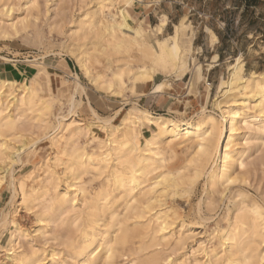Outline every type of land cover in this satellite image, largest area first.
Returning a JSON list of instances; mask_svg holds the SVG:
<instances>
[{
    "label": "bare ground",
    "instance_id": "6f19581e",
    "mask_svg": "<svg viewBox=\"0 0 264 264\" xmlns=\"http://www.w3.org/2000/svg\"><path fill=\"white\" fill-rule=\"evenodd\" d=\"M143 1L88 0L77 19L61 17L50 24L51 31L79 42L70 55L94 86L112 96L187 66L191 49L179 42L186 23L176 24L168 37L146 40V32H163L167 17L149 30L143 20L135 26L131 10ZM20 8L26 14L22 18L15 15ZM38 8V0H0V38L26 30ZM98 50L117 62L110 72L96 69ZM134 50L151 64L131 65L126 58ZM244 70L240 58L229 65L213 97L214 109L203 104L196 120L137 107L117 124L121 110L104 117L91 105L94 123L77 118L83 103L78 95L85 93L78 74L67 113L54 115L53 121L50 104L29 79L18 84L0 78V195L7 185L15 206L0 216V237L8 233L7 243L0 244V264H113L129 244L142 264H264V205L251 193L255 189L264 201V71L245 76ZM201 77L199 70L192 72L190 92ZM166 85L156 84L152 93L164 92ZM42 137L52 152L37 159L34 147ZM90 142L96 147L88 149ZM24 154L32 167L17 176ZM201 182L197 221L188 223L191 213L186 216L178 206L192 202ZM221 205L225 211L207 243L195 228L206 229ZM166 247L169 252L163 253Z\"/></svg>",
    "mask_w": 264,
    "mask_h": 264
},
{
    "label": "rangeland",
    "instance_id": "374dc122",
    "mask_svg": "<svg viewBox=\"0 0 264 264\" xmlns=\"http://www.w3.org/2000/svg\"><path fill=\"white\" fill-rule=\"evenodd\" d=\"M87 1L38 0L39 8L33 10L30 17L32 26L30 23L26 30H22L11 39L0 38V78L17 80L18 84L29 79L38 96L50 104L48 112L52 121L54 115L67 113V99L73 92L75 74L79 75L85 86V93L78 95L83 103L78 110L77 118L86 123H94L96 119L90 111L91 105L104 117L115 116L116 112L121 110L114 121L117 124L121 122L128 109L137 107L147 108L155 115L164 114L183 119L192 117L196 120L203 104L206 103L208 110L214 109L213 97L216 95L218 83L221 77L228 76L229 65L235 63L237 58L244 61L245 76L251 71H264V0H144L142 3L137 2L131 10L135 26L143 20V26L149 30L152 26L156 27L162 16L166 14L168 17V24L163 32L161 34L154 32V35L150 31L146 32V40L154 42V38L168 37L174 33L175 24L181 21L186 23L187 27L179 42L183 48L191 49L185 56L187 66L180 73L170 71L157 73L151 82L139 85L134 91L125 87L120 96H112L94 86L81 71L77 60L70 55V49H79V42L66 33L59 34L56 30H50V24L58 18L77 19L81 12L80 7ZM15 15L22 18L26 14L20 8ZM34 23L37 25L34 26ZM96 56L98 62H94V65L97 70L108 71L117 63L113 61L112 56L99 50L96 51ZM117 57L124 58L125 55L118 54ZM126 60L133 66L151 64L150 59L142 58L137 50H134L131 57H127ZM194 70H199L202 77L190 92L189 83ZM164 81L168 82L164 92L152 93L154 86ZM208 82L211 83V95L206 102L205 89ZM148 128L149 125L143 126L145 130ZM94 130L101 137H105L103 130L97 127H94ZM115 135H121V132H115ZM21 143L17 142V145ZM94 144L96 143H88V149L95 148ZM34 148L37 159L44 158L52 152L48 138L44 137ZM23 159L25 162L15 167L17 176L29 174L32 167L27 154L23 155ZM251 193L264 205L258 191L251 189ZM202 196L203 182L200 183L190 204L182 201L178 206L186 216L191 213V216L186 217L188 223L197 221V203ZM10 199L11 192L5 185L0 195V216L2 211L13 210L15 207L10 205ZM23 211L20 213L23 214ZM224 211L225 207L221 205L217 215L208 221L206 229L204 226L195 228L198 238L208 243L209 237L215 234L213 231ZM32 226V230L37 228L35 222ZM218 240V237H215L212 244L218 245ZM7 241L8 233H5L0 237V244L5 245ZM37 241L36 244L42 245V241ZM128 246L135 247L130 244ZM129 247L126 246L127 252L124 250L115 254L113 264H142L130 254ZM187 248L189 250L190 246ZM163 249L165 250L163 253L169 252L167 247Z\"/></svg>",
    "mask_w": 264,
    "mask_h": 264
},
{
    "label": "crops",
    "instance_id": "0c3cea01",
    "mask_svg": "<svg viewBox=\"0 0 264 264\" xmlns=\"http://www.w3.org/2000/svg\"><path fill=\"white\" fill-rule=\"evenodd\" d=\"M164 16H166L167 17V15L165 14ZM168 18V17H167ZM169 18H170V16H169ZM167 24H168V19H167ZM167 24H166V26H167ZM176 25V24H175ZM164 107L166 106V104H164L163 105Z\"/></svg>",
    "mask_w": 264,
    "mask_h": 264
},
{
    "label": "built area",
    "instance_id": "2783aa9c",
    "mask_svg": "<svg viewBox=\"0 0 264 264\" xmlns=\"http://www.w3.org/2000/svg\"><path fill=\"white\" fill-rule=\"evenodd\" d=\"M210 83V82H209ZM211 84V83H210Z\"/></svg>",
    "mask_w": 264,
    "mask_h": 264
}]
</instances>
